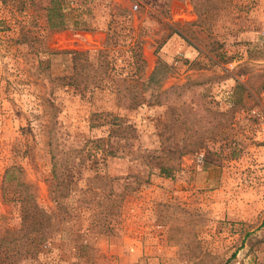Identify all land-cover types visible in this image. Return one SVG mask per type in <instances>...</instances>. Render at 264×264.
I'll list each match as a JSON object with an SVG mask.
<instances>
[{
	"label": "rangeland",
	"instance_id": "374dc122",
	"mask_svg": "<svg viewBox=\"0 0 264 264\" xmlns=\"http://www.w3.org/2000/svg\"><path fill=\"white\" fill-rule=\"evenodd\" d=\"M63 1L83 29L0 0V264H264V0ZM51 151L76 209L38 252L1 187L20 166L53 207Z\"/></svg>",
	"mask_w": 264,
	"mask_h": 264
},
{
	"label": "trees",
	"instance_id": "16d2710c",
	"mask_svg": "<svg viewBox=\"0 0 264 264\" xmlns=\"http://www.w3.org/2000/svg\"><path fill=\"white\" fill-rule=\"evenodd\" d=\"M204 1L208 0H190L197 14L200 13ZM45 9L46 27L48 29L54 31H61L66 29H83L80 28L79 25H77L78 23H75L77 21H72V24H70L71 21L66 17V14L64 12L63 0H49V3ZM73 16L76 17V19H79L78 16L80 15L79 13H74ZM113 23L116 24V22ZM129 50L132 53V57H135L134 60L131 59L132 74H137L142 71L144 61L141 59L139 51L140 49L137 44H132ZM61 54L69 55L70 60H72V62L74 63H76L78 59L84 56V53L77 52H63ZM63 80L70 81L66 83V85L74 86L76 89L79 88L78 85H74L70 77L64 76ZM130 86L137 87L135 84L128 85L126 88L129 89L130 92H133V87ZM81 89L85 90V86L83 85ZM141 103L142 102L140 100H137V97L133 96L131 102L127 103V108H135ZM109 125H111V128L113 129L116 126L119 127V123H117L115 120L113 123L110 122ZM106 141L109 140H104L101 138L97 139V143H104ZM51 152L52 166L48 189L49 200L54 203L53 207H44L37 202V196L33 190L32 185L28 181L23 180L24 172L20 166L10 165L5 169L3 185L1 187V196L4 202L11 204L17 209H20V212L22 214L23 228L27 233H29L26 236V239L34 244V248L38 252L43 250V247L46 246V243L48 244L50 241H57V235L59 233L69 231V229L62 228V224L56 218L55 209H76L72 206L74 204V196L71 193L75 181H73V177L69 169L65 168L60 171L57 168L56 153L55 151ZM160 172L163 173L165 171L163 168H161ZM13 181H17L18 185L21 188L19 189L14 186L12 184ZM8 182L10 184H8ZM33 230H35V233L31 235L30 233H32ZM61 239L62 238H59L58 240ZM78 247L81 248V246Z\"/></svg>",
	"mask_w": 264,
	"mask_h": 264
},
{
	"label": "crops",
	"instance_id": "0c3cea01",
	"mask_svg": "<svg viewBox=\"0 0 264 264\" xmlns=\"http://www.w3.org/2000/svg\"><path fill=\"white\" fill-rule=\"evenodd\" d=\"M258 112L260 113V116H262L261 112L260 111H258ZM259 129L262 132V134H264V124L261 123ZM262 140H264V135H263V139ZM248 213L249 212L247 211L246 208H243V209H228V211H227V214L236 215V216H238L241 219H246L245 217L248 215Z\"/></svg>",
	"mask_w": 264,
	"mask_h": 264
},
{
	"label": "built area",
	"instance_id": "2783aa9c",
	"mask_svg": "<svg viewBox=\"0 0 264 264\" xmlns=\"http://www.w3.org/2000/svg\"><path fill=\"white\" fill-rule=\"evenodd\" d=\"M253 114H256V115L260 116V113L257 112V111H253ZM202 161H203V156L200 155V156L198 157V162H199V163H202Z\"/></svg>",
	"mask_w": 264,
	"mask_h": 264
}]
</instances>
